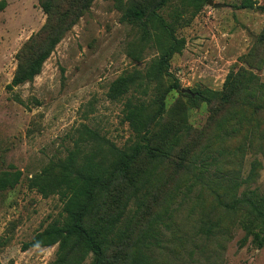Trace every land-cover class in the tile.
<instances>
[{
  "label": "rangeland",
  "instance_id": "1",
  "mask_svg": "<svg viewBox=\"0 0 264 264\" xmlns=\"http://www.w3.org/2000/svg\"><path fill=\"white\" fill-rule=\"evenodd\" d=\"M242 1L213 0L223 4L214 7L205 0H0V173L22 172L14 188L0 191V264H51L56 258L58 244L23 248L63 217L60 195L44 196L30 185L33 177L51 175L71 153L81 159L100 146L109 159L111 148L118 154L135 140L123 121V100L109 97L120 76L134 75L136 84H144L132 87L136 95L163 99L167 120L184 111L195 128L210 115L200 92H221L230 72L252 71L254 101L264 98V0H253L250 8ZM42 4H51L49 13ZM134 7L143 10L141 19L130 17ZM45 25L60 34L59 42L33 80L8 88L20 49ZM48 31L42 43L53 34ZM163 58L161 69L147 76L152 62ZM259 103L261 110L236 99L233 120L219 132V149L229 150L231 159L213 170L239 183L238 196L264 195V101ZM225 116L221 110L218 121ZM188 199L182 194L169 225L154 228L145 264H264V245L244 229L241 210L201 214L190 210ZM205 214L221 221L209 235ZM92 261L90 254L82 264Z\"/></svg>",
  "mask_w": 264,
  "mask_h": 264
},
{
  "label": "trees",
  "instance_id": "2",
  "mask_svg": "<svg viewBox=\"0 0 264 264\" xmlns=\"http://www.w3.org/2000/svg\"><path fill=\"white\" fill-rule=\"evenodd\" d=\"M254 4L253 0H243L240 6L250 8ZM4 6L5 2H0L1 9ZM42 7L48 13L51 10V4ZM130 17L141 19L143 10L131 8ZM48 30L47 25L43 26L20 49L18 68L8 88L29 82L40 73L60 40L56 30ZM47 31L53 34L42 43ZM164 63V58L152 62L147 76ZM254 78L252 71L230 72L221 92H200L210 106L208 121L202 128L189 124L184 111L176 119L167 120L163 99L148 100L135 94L144 84H136L134 75L114 80L109 97L123 100V121L135 140L118 154L111 148L109 159L100 146L81 159L71 153L62 166L52 169L51 175L33 177L30 185L44 196L60 195L63 217L37 233L23 248L58 244L51 264H82L90 254L92 264H145L154 228L159 223L169 225L182 194L189 195L190 210L201 214L207 210L221 214L241 210L244 229L263 246L264 195L244 191L238 196L239 183L216 173L221 159H231L229 150L219 149V132L225 121L233 120L235 100L239 98L249 108L262 109L259 102L264 98L254 101ZM182 95L193 98L189 92ZM221 110L226 116L220 123L217 116ZM229 130L226 127V138L231 137ZM93 133L96 137L97 133ZM21 177L18 169L1 172L0 191L14 188ZM167 214L170 215L166 217ZM206 215L202 217L203 231L209 235L221 221L216 214ZM74 248L77 250L69 256Z\"/></svg>",
  "mask_w": 264,
  "mask_h": 264
},
{
  "label": "water",
  "instance_id": "3",
  "mask_svg": "<svg viewBox=\"0 0 264 264\" xmlns=\"http://www.w3.org/2000/svg\"><path fill=\"white\" fill-rule=\"evenodd\" d=\"M208 4L213 5L214 7H221L223 5L221 3H214L213 0H208Z\"/></svg>",
  "mask_w": 264,
  "mask_h": 264
}]
</instances>
